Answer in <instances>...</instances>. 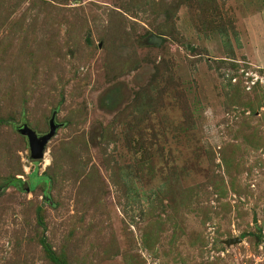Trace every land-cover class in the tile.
I'll return each mask as SVG.
<instances>
[{
    "label": "rangeland",
    "instance_id": "374dc122",
    "mask_svg": "<svg viewBox=\"0 0 264 264\" xmlns=\"http://www.w3.org/2000/svg\"><path fill=\"white\" fill-rule=\"evenodd\" d=\"M205 1L0 0V264H53L39 204L71 264H264V0Z\"/></svg>",
    "mask_w": 264,
    "mask_h": 264
},
{
    "label": "trees",
    "instance_id": "16d2710c",
    "mask_svg": "<svg viewBox=\"0 0 264 264\" xmlns=\"http://www.w3.org/2000/svg\"><path fill=\"white\" fill-rule=\"evenodd\" d=\"M46 1V0H44ZM208 3H211V0H207L205 1L202 6H204V9H206V7L208 6ZM8 9V8H7ZM6 9V10H7ZM159 33L163 34L164 33V30L163 28H159L158 29ZM150 86H153L152 84H150ZM148 86L147 88L144 89V93H143V102L140 104V105H136L134 106V110H136L135 112V119H134V122L135 123H139L140 121H142L143 119H140V115L141 114H144L145 112H147L148 114L150 113V110H148V107L150 106V103L152 102V100H154L153 98L150 97V92H149V87ZM147 99V101H146ZM138 101V100H137ZM156 103V101L154 102V104ZM250 107L253 109L254 107V104H250ZM125 111V110H124ZM134 112V111H133ZM123 112H120V115L119 117L121 118L123 115ZM122 121L123 119H115V121L113 123H116L117 121ZM9 124L13 125L14 126V123H12V121L8 120ZM113 123L110 124L113 126ZM192 126V125H191ZM17 132V131H16ZM19 133L22 137H25L24 135H22L20 132H17ZM249 138V141L256 144L258 143V136L256 134H252L250 136H247ZM66 144L62 143L61 147L62 149L65 148ZM230 148H228V150L230 149L231 151L234 150V148L236 147L235 145H230L229 146ZM65 150V149H64ZM228 150L224 149V150H221V155H222V158L224 160V162L226 163L227 165V172L228 174L230 173L231 175L234 174V172H238L240 171L239 169V163H237V161H235L234 159V156L228 152ZM46 175V174H44ZM49 177L45 178V180H47L46 182L49 183L50 180L52 179V175H49L47 174ZM12 178H16L15 176L9 178L5 183H3L0 187L1 190L5 189L6 188V185L9 184V182H12ZM232 184H231V188L233 190H235L236 192H239V188L237 187L236 185V178H233L232 179ZM178 179H175V181L173 180H168V183L166 184V187L168 186V196H169V203H168V206L171 208V206L174 205V207H178L177 205L180 204V200H178L177 196H176V189L177 190H180V191H183V187H181L180 185H178ZM45 182V183H46ZM175 183V184H174ZM36 187V184H33L32 185V190L35 189ZM220 187V186H219ZM169 188L173 191L174 190V195L171 194V191H169ZM187 191H189V189H187ZM218 192L220 193L221 196H224L225 194V188L224 187H220V189L218 190ZM181 197V194H177ZM49 194L45 195V198L47 197L48 198ZM229 205V204H228ZM44 207L42 204H39L36 206V212H37V223H38V226L40 228V233L38 234V240H39V243L41 244L45 254L47 255V258L53 263V264H71L70 262V259L68 258V252L65 251V249H62L61 251H57L53 248V246L51 245L49 239H48V236L47 234L45 233L46 232V229H47V225H46V222L44 220V211H43ZM153 214V213H152ZM162 225V224H165L164 223V219L162 217H154V216H150V222H149V225L148 226H158V225ZM151 229V228H150ZM259 237L262 236V233H261V228H259ZM158 234V232H157ZM148 235V234H147ZM147 235H144V243L147 247L151 248V245L154 244V239L155 238V235L154 237L152 236H147ZM246 234L243 233L242 237H244ZM148 240V241H147Z\"/></svg>",
    "mask_w": 264,
    "mask_h": 264
},
{
    "label": "water",
    "instance_id": "95a60500",
    "mask_svg": "<svg viewBox=\"0 0 264 264\" xmlns=\"http://www.w3.org/2000/svg\"><path fill=\"white\" fill-rule=\"evenodd\" d=\"M163 38L155 35L151 37V41L157 44H160L162 42ZM57 111H53L50 119H49V130L45 133L39 134L35 129L30 127L27 121H23L22 125L18 128V131L26 136L29 147H30V157L32 159H41L46 154V149L48 143L51 141V139L56 135L58 129L61 126V123L57 122ZM28 190H30L28 188ZM254 222H257V216L256 213L254 214ZM242 238L240 237H230L228 239L224 240V243L227 245H231L236 242H241Z\"/></svg>",
    "mask_w": 264,
    "mask_h": 264
}]
</instances>
